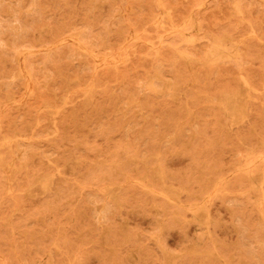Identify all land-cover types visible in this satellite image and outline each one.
I'll return each mask as SVG.
<instances>
[{
  "label": "rangeland",
  "instance_id": "1",
  "mask_svg": "<svg viewBox=\"0 0 264 264\" xmlns=\"http://www.w3.org/2000/svg\"><path fill=\"white\" fill-rule=\"evenodd\" d=\"M0 264H264V0H0Z\"/></svg>",
  "mask_w": 264,
  "mask_h": 264
},
{
  "label": "bare ground",
  "instance_id": "2",
  "mask_svg": "<svg viewBox=\"0 0 264 264\" xmlns=\"http://www.w3.org/2000/svg\"><path fill=\"white\" fill-rule=\"evenodd\" d=\"M257 253V252H256ZM257 259V258H256Z\"/></svg>",
  "mask_w": 264,
  "mask_h": 264
}]
</instances>
